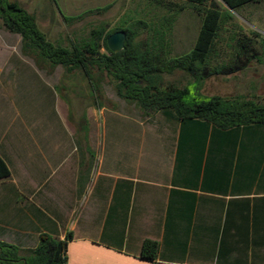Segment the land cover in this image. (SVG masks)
Masks as SVG:
<instances>
[{
    "label": "crops",
    "instance_id": "1",
    "mask_svg": "<svg viewBox=\"0 0 264 264\" xmlns=\"http://www.w3.org/2000/svg\"><path fill=\"white\" fill-rule=\"evenodd\" d=\"M3 71L1 241L28 254L71 234L66 264H264V126L203 137L158 111L142 134L115 122L76 136L56 110L34 119ZM145 239L155 260L140 257Z\"/></svg>",
    "mask_w": 264,
    "mask_h": 264
},
{
    "label": "rangeland",
    "instance_id": "2",
    "mask_svg": "<svg viewBox=\"0 0 264 264\" xmlns=\"http://www.w3.org/2000/svg\"><path fill=\"white\" fill-rule=\"evenodd\" d=\"M11 1H18L36 16L40 30L49 40L65 46L88 39L93 29L104 27L106 31L130 28L134 32L133 43L144 47L151 26L155 25L166 32L168 58L194 47L203 19V11L185 0ZM221 10L210 56L198 63V74L203 75L199 92L264 106V0L235 10L222 4ZM245 37L251 39L247 50L241 48ZM2 67L5 74L10 69L11 91H18L21 83L24 99L36 110L33 118L56 110L58 121L64 123L69 134L73 130L76 136H98L105 126L109 134L115 122L133 123L142 134L155 121L164 119L161 113H147L135 99L121 94L119 80L105 68L94 66L87 74L81 70L67 73L62 65L52 64L26 48L22 36L8 30L0 18ZM170 84L180 88L188 85L189 101L198 90L194 74L183 69L163 73L162 87Z\"/></svg>",
    "mask_w": 264,
    "mask_h": 264
},
{
    "label": "trees",
    "instance_id": "3",
    "mask_svg": "<svg viewBox=\"0 0 264 264\" xmlns=\"http://www.w3.org/2000/svg\"><path fill=\"white\" fill-rule=\"evenodd\" d=\"M185 1L203 11L202 25L194 47L169 58L165 55L166 32L155 25L151 26L144 47L135 45L134 32L124 28L127 34L124 48L112 51L107 38L114 31H106L104 27L93 29L88 39L70 46L52 42L40 30L36 16L18 1L0 0V18L8 30L22 36L26 48L38 52L52 64L62 65L67 73L81 70L87 74L94 66L105 68L119 80L121 94L135 99L147 113L160 111L168 116L173 115L181 122L182 131L183 125L189 130L200 128L197 135L207 137L211 128V135L217 132L237 138L241 128L264 126V106L219 95H203L199 92L203 75L198 74V63L205 62L213 49L222 17L221 5L235 10L259 0ZM250 41V37H245L241 48L247 50ZM102 48L105 51H101ZM175 69L194 74L198 90L191 101L187 99L191 95L188 85L183 88L174 84L162 87L163 73H171ZM9 175L10 169L0 156V179ZM71 236L68 234L66 239H58L42 234L37 246L30 249L27 255H22L17 245L0 240V264H66L67 244ZM157 252L158 243L155 240L143 241L141 258L155 260Z\"/></svg>",
    "mask_w": 264,
    "mask_h": 264
},
{
    "label": "water",
    "instance_id": "4",
    "mask_svg": "<svg viewBox=\"0 0 264 264\" xmlns=\"http://www.w3.org/2000/svg\"><path fill=\"white\" fill-rule=\"evenodd\" d=\"M127 34L124 30H116L112 32L108 38L107 43L112 51H120L125 46Z\"/></svg>",
    "mask_w": 264,
    "mask_h": 264
}]
</instances>
